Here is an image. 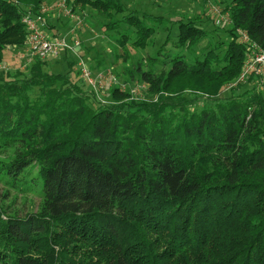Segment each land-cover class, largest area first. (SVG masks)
Segmentation results:
<instances>
[{
	"label": "trees",
	"instance_id": "obj_1",
	"mask_svg": "<svg viewBox=\"0 0 264 264\" xmlns=\"http://www.w3.org/2000/svg\"><path fill=\"white\" fill-rule=\"evenodd\" d=\"M40 2L0 0V64L9 46L24 49L22 19ZM84 3L105 28L127 25L115 42L134 50L161 23L117 21L118 0ZM225 11L224 39L201 57L183 53L206 34L189 19L137 62L150 101L119 87L98 100L68 52L0 70V183L40 196L35 213L0 208V264H264V100L252 78L236 84L250 45L235 33L264 50V0Z\"/></svg>",
	"mask_w": 264,
	"mask_h": 264
},
{
	"label": "rangeland",
	"instance_id": "obj_2",
	"mask_svg": "<svg viewBox=\"0 0 264 264\" xmlns=\"http://www.w3.org/2000/svg\"><path fill=\"white\" fill-rule=\"evenodd\" d=\"M106 1V0H102ZM123 5L124 12L119 13L115 19L119 21L123 16L128 15H151L160 19L155 35L147 40V45L143 50H134L128 45L126 40L124 46H119L115 41L118 33H125L130 28L125 24H120L117 33L105 28L109 22L106 17L99 15L94 9L89 7L84 0H41L38 12L45 10V25H54V31L60 35L74 32L75 38L80 41V56L85 64L91 66L90 72L97 77L102 74L104 79L99 80L100 91L97 93L98 100L108 103L110 89L119 87L122 92L134 97L138 101H150L148 86L138 80L135 73V65L146 56L153 55L160 47L166 36L171 32L169 41L175 40L174 29L177 21H195L202 30L205 31V39L193 48L192 51H183L188 58L200 56L212 49V46L222 41L225 31L230 27L228 12L225 11L230 0H212V6H208L204 0H118ZM68 12V13H66ZM211 23L214 24L211 26ZM115 27V26H112ZM63 29V30H61ZM236 30L237 41L240 42V34ZM67 35V34H66ZM132 35L130 37L133 38ZM232 38L233 35H232ZM251 43V42H250ZM209 46H211L209 48ZM25 49V45H24ZM24 49L9 46L4 54V59L0 64L1 71L23 72L26 73L32 59L24 53ZM172 49V48H171ZM125 56V62H121L115 56ZM97 63L99 64L97 66ZM49 62L51 72H59L61 66L56 67ZM76 65L73 67L75 70ZM130 73V75H129ZM83 89H86L83 86ZM188 93V92H187ZM131 98L115 97L117 102H129ZM111 102V101H110ZM40 203V196L37 189L25 192L18 188H10L8 185L0 183V208L12 216H24L28 213L37 212Z\"/></svg>",
	"mask_w": 264,
	"mask_h": 264
},
{
	"label": "built area",
	"instance_id": "obj_3",
	"mask_svg": "<svg viewBox=\"0 0 264 264\" xmlns=\"http://www.w3.org/2000/svg\"><path fill=\"white\" fill-rule=\"evenodd\" d=\"M208 6H212V0H204ZM45 10L41 9L35 14H25L22 23L26 32L24 53L29 59L49 61L57 59L62 53L68 52L76 60V69L80 77L93 89H101L99 80L104 79L102 74L93 76L84 59L80 56V41L75 38L74 32L65 35H52L47 32L45 25ZM68 13V12H66ZM240 42L250 45L249 53L244 61L242 70L236 80V84L244 83L252 78L257 84L258 91L264 100V50L255 43H250V39L245 31H239ZM99 85V86H98Z\"/></svg>",
	"mask_w": 264,
	"mask_h": 264
},
{
	"label": "crops",
	"instance_id": "obj_4",
	"mask_svg": "<svg viewBox=\"0 0 264 264\" xmlns=\"http://www.w3.org/2000/svg\"><path fill=\"white\" fill-rule=\"evenodd\" d=\"M57 23V25H58V22H56ZM56 23H53L54 25L56 24ZM52 23H50L49 24V28H51V30L49 29L48 30V28L46 29L47 30V32L50 34V33H55V31L53 30L54 29V25H53ZM61 30H63V29H61ZM58 33V32H57ZM33 60V59H32Z\"/></svg>",
	"mask_w": 264,
	"mask_h": 264
}]
</instances>
